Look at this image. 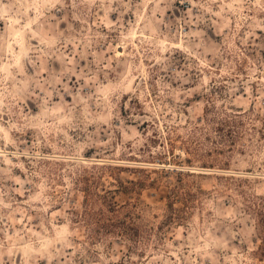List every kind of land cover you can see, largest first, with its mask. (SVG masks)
I'll use <instances>...</instances> for the list:
<instances>
[{
	"label": "rangeland",
	"instance_id": "rangeland-1",
	"mask_svg": "<svg viewBox=\"0 0 264 264\" xmlns=\"http://www.w3.org/2000/svg\"><path fill=\"white\" fill-rule=\"evenodd\" d=\"M0 264H264V0H0Z\"/></svg>",
	"mask_w": 264,
	"mask_h": 264
},
{
	"label": "bare ground",
	"instance_id": "bare-ground-1",
	"mask_svg": "<svg viewBox=\"0 0 264 264\" xmlns=\"http://www.w3.org/2000/svg\"><path fill=\"white\" fill-rule=\"evenodd\" d=\"M127 46V45H126ZM120 49V48H119ZM123 49H124V47H123ZM127 49V48H126ZM120 51H121V49H120ZM124 54H125V51L123 52ZM118 54V53H117ZM121 54V53H120ZM196 171V170H195Z\"/></svg>",
	"mask_w": 264,
	"mask_h": 264
}]
</instances>
